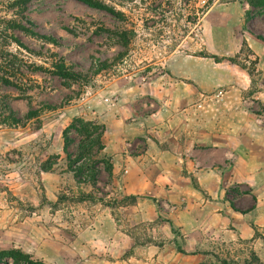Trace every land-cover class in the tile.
<instances>
[{
  "label": "rangeland",
  "instance_id": "374dc122",
  "mask_svg": "<svg viewBox=\"0 0 264 264\" xmlns=\"http://www.w3.org/2000/svg\"><path fill=\"white\" fill-rule=\"evenodd\" d=\"M23 1L0 0V252L21 250L44 264L251 263L248 240L225 245L220 239L204 251L188 246L187 234L167 219L186 203L127 195L107 165H99L95 184H79L63 150V131L79 118L105 126L109 147L99 158L112 164L116 112H131L136 124L137 115L160 111L161 81L173 56L195 57L201 61L196 67L218 83L203 102L208 97L220 106L229 83L250 84L242 104L264 126V44L255 47L258 54L243 40L250 29L264 36V0H96L118 16L75 0ZM62 62L73 78L55 74ZM184 105L180 100L179 108ZM30 111L38 116L28 117ZM143 149L142 142L125 140L122 154L130 160ZM128 170L125 165L120 175ZM248 192L235 187L229 196L245 206L239 198ZM143 202L155 207V220L131 219L126 208ZM135 249L160 254L130 259Z\"/></svg>",
  "mask_w": 264,
  "mask_h": 264
},
{
  "label": "crops",
  "instance_id": "0c3cea01",
  "mask_svg": "<svg viewBox=\"0 0 264 264\" xmlns=\"http://www.w3.org/2000/svg\"><path fill=\"white\" fill-rule=\"evenodd\" d=\"M243 40L258 54L255 47L264 44L252 34L244 35ZM172 58L165 82L161 81L160 111L145 117L135 114L136 124L129 121L134 116L131 112H116L111 122L115 134L112 146L116 149L109 156L113 164L111 178L115 183L121 181L127 195L162 198L180 205L185 202L184 210L167 219L187 234L188 246L195 245V250H211L220 239L225 245L248 240L264 263V126L258 125L257 114L242 104L250 84L229 83L233 87H228L231 92L220 106L208 97L203 102L202 96L213 93L218 83L211 82L206 72L196 67L201 61H195V57ZM257 94L262 95H254ZM180 100L185 101L181 108ZM125 140L142 142L143 151L128 160L122 154ZM108 147L105 144L104 151ZM232 156L234 161L230 160ZM125 165L128 173L121 176ZM235 187L247 188L249 192L239 200L248 205H237L230 199ZM232 203L238 210L248 212L235 211ZM126 209L132 213V220L151 222L157 217L151 202ZM166 226L168 221L163 225L165 230ZM115 231L119 236L120 232ZM257 232L263 236L257 238ZM122 236L133 242L129 236ZM151 253L155 259L160 254L152 249H135L130 259L150 260L147 256ZM180 258V254L176 256Z\"/></svg>",
  "mask_w": 264,
  "mask_h": 264
},
{
  "label": "trees",
  "instance_id": "16d2710c",
  "mask_svg": "<svg viewBox=\"0 0 264 264\" xmlns=\"http://www.w3.org/2000/svg\"><path fill=\"white\" fill-rule=\"evenodd\" d=\"M80 3H83L91 8L99 9L102 11L109 12L114 16H118V13L108 7L107 5L98 2L96 0H75ZM31 0H24L23 3L27 4ZM251 6L255 7L251 4ZM32 25V24H31ZM22 28V27H20ZM249 33L255 36L257 39L264 41V36L257 34L252 29L249 30ZM47 38V37H46ZM53 43H57V40L54 38H47ZM247 46V43H244ZM199 57L203 58H212L216 63L222 62V59L216 56H208L201 54ZM55 74L61 78H73V73L65 65V63H59L55 66ZM10 119L14 123H19V119L16 118L15 114L11 111ZM38 116L37 111H30L28 117ZM106 128L105 126L99 125L95 122H89L84 119H74L69 126L63 131V140H64V153L67 157L71 171L75 174V178L79 184H86L96 182V176L101 173L99 165L102 163L107 165L108 175L112 177L113 174V165L106 160H101L99 156L105 149L103 143V137L105 135ZM74 149V150H73ZM90 174V175H89ZM90 176L86 178L85 176ZM92 180V181H90ZM232 208L242 214H246L248 211H241L232 203ZM258 236V232L256 233ZM253 261L249 264H262L260 259L253 253ZM0 264H44L40 261L34 260V258L21 250H9L0 252Z\"/></svg>",
  "mask_w": 264,
  "mask_h": 264
},
{
  "label": "built area",
  "instance_id": "2783aa9c",
  "mask_svg": "<svg viewBox=\"0 0 264 264\" xmlns=\"http://www.w3.org/2000/svg\"><path fill=\"white\" fill-rule=\"evenodd\" d=\"M216 98L218 99V101H221L223 102L224 101V93L223 92H219L217 95H216ZM199 107H202V105H200Z\"/></svg>",
  "mask_w": 264,
  "mask_h": 264
}]
</instances>
